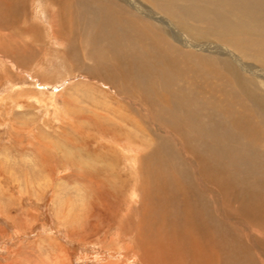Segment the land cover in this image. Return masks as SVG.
I'll return each instance as SVG.
<instances>
[{
	"label": "rangeland",
	"instance_id": "374dc122",
	"mask_svg": "<svg viewBox=\"0 0 264 264\" xmlns=\"http://www.w3.org/2000/svg\"><path fill=\"white\" fill-rule=\"evenodd\" d=\"M209 1L215 2H193L211 11ZM104 2L115 4L120 15L138 17L154 28L164 22L124 1ZM142 2L160 19L181 20L163 9L159 0ZM46 3L49 0H26V20L13 29L0 23V264H144L145 260V264H154L156 234L141 223L144 193L139 171L140 160L165 136L155 127L160 119L149 118L139 100L130 102L128 93L117 95L119 90L100 77L95 57L102 59L109 53L99 55L89 31L102 21L99 5L85 6L94 9L95 15L86 13L79 18L73 9L76 19L65 20L66 29L74 32L79 28L81 34L67 42L65 37L55 36L59 20L56 9ZM263 5L264 0H248V7L256 13H264ZM64 7V12L70 11ZM91 18H95L94 25L89 24ZM28 29L37 31L34 42L23 34ZM255 37L247 46L234 34L210 41L238 54L243 60L236 59L237 65L244 71L246 62H253L264 51V37ZM178 51H190V57L201 55L225 73L215 63L220 58L216 53L189 45L179 46ZM256 79L264 85V75ZM173 94L171 91L170 97ZM259 152L264 154V146ZM258 154L254 162L264 161ZM150 238L154 241L148 243ZM136 243L143 244L144 254L151 251L153 256L140 253Z\"/></svg>",
	"mask_w": 264,
	"mask_h": 264
},
{
	"label": "bare ground",
	"instance_id": "6f19581e",
	"mask_svg": "<svg viewBox=\"0 0 264 264\" xmlns=\"http://www.w3.org/2000/svg\"><path fill=\"white\" fill-rule=\"evenodd\" d=\"M121 1L163 20L162 26L154 28L138 17L120 15L115 4L104 0H49V4L59 20L54 34L67 42L81 34L79 28L75 34L66 29L65 20L74 17L73 9L79 18L95 15L94 9L85 6L99 5L96 11L102 21L89 31L99 55L109 53L102 59L95 57L100 77L119 90L117 95L128 93L130 102L139 100L149 118L160 119L155 127L165 136L140 160L139 171L144 193L141 223L156 234L154 264H264V161L253 158L257 153L264 158L259 152L264 146V85L256 79L264 71L251 64L264 67V51L253 62L245 61L242 71L236 62L243 60L238 54L210 41L234 34L247 46L255 36L264 37V13L248 7V0H215L220 5L209 1L211 11H204L205 6L194 0H159L163 9L181 19L172 18V22L151 13L143 0ZM66 5L70 11L64 12ZM27 14L26 0H0V23L10 29L26 20ZM91 19L89 24L94 25L95 18ZM35 31L23 34L34 42ZM174 43L218 54L215 63L225 73L201 55L179 52ZM135 247L145 252L143 244ZM149 252L147 257L153 256Z\"/></svg>",
	"mask_w": 264,
	"mask_h": 264
}]
</instances>
